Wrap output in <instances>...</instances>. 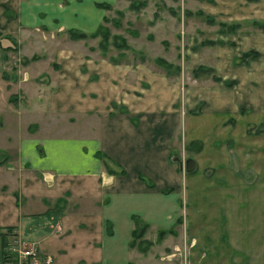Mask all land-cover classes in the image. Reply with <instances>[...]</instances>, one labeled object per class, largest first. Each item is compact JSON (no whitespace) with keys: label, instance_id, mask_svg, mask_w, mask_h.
<instances>
[{"label":"crops","instance_id":"obj_1","mask_svg":"<svg viewBox=\"0 0 264 264\" xmlns=\"http://www.w3.org/2000/svg\"><path fill=\"white\" fill-rule=\"evenodd\" d=\"M220 2L219 16L264 17V0ZM22 4L13 9L8 0H0V31L15 35L39 24L88 29L103 14L98 8L31 9L30 1ZM70 17L72 23L64 24ZM210 39L211 45L199 49L210 52L208 64L221 80L206 89L184 85L186 105L192 97L201 104L197 114L190 112V103L186 106L185 129L195 118L220 125L229 114L241 125L264 122V31L214 30ZM249 49L258 55L239 61ZM189 54L196 53L186 58ZM35 62L10 78L0 38V141L7 143L0 144V232L13 244L35 249L31 264H264V185L255 180L238 177L230 196L225 192L220 197L209 183L184 187L191 203L183 231L173 228L180 217L181 190L169 160L179 122L176 75L166 76L142 62L91 59L87 71L74 69L73 80L64 86L38 80L40 71L31 72ZM55 73L62 75L63 68ZM226 79L235 83L226 86ZM241 108L245 112L239 113ZM66 114L74 116L72 121ZM18 115L27 119L14 121ZM186 136L194 135L187 131ZM97 153L108 157L106 164L114 172ZM260 167L258 172H264L263 162ZM139 172L153 186L140 180ZM193 188L216 195L192 198ZM208 205L226 217L192 213ZM134 219L147 225L141 236L150 241L145 250L128 244ZM167 228L172 231L156 237ZM182 236L190 242L181 241ZM243 236L247 240L242 242ZM237 256L243 260L235 262Z\"/></svg>","mask_w":264,"mask_h":264},{"label":"rangeland","instance_id":"obj_2","mask_svg":"<svg viewBox=\"0 0 264 264\" xmlns=\"http://www.w3.org/2000/svg\"><path fill=\"white\" fill-rule=\"evenodd\" d=\"M23 1H30L33 5L31 9L98 8L102 9L103 14L93 28L91 26H86L88 29L72 27L85 33L84 37L78 38H73L68 30L70 27L66 28L63 25L49 29L45 25L39 24L15 35L0 31L1 47L5 51L7 61L5 73H8L6 75H9L10 78L18 75V69L37 61L35 63L38 65L32 68L31 72L40 71L41 79L38 80L51 82L53 80V83L55 81L63 82L66 86L67 81L73 80L71 72L76 69L85 73L87 71L85 65L91 59H106L113 64L142 62L148 68L163 72L166 76H177L179 101L175 107L179 122L169 143V148L172 149L169 160L178 173L179 188H181L180 217L177 225H173L174 229L183 231L184 219L188 214L186 205L191 203L188 195L184 192V187L209 183L208 187H217L220 190L216 193L220 197L225 192L228 193L226 196H230V187L236 184L238 177L247 183L255 180L256 184L264 185V172H258L261 169L260 165L262 162L264 163V122L251 121L252 123L241 125L235 121V116L229 114L220 125L214 126L205 123V120L195 118L191 123L188 121L190 126L185 129L187 125H185L187 122L185 116L188 114L186 106L190 103V112L197 114L201 104L195 100V97H192L187 100L188 104L186 105L182 97L184 85L189 82L193 86H201L206 89L207 86L212 85L211 82L221 80V78L220 80L212 78L215 73L213 67L208 64L211 60L210 52L201 51V46L213 43H210L209 40H212L210 37L214 30L223 32L219 30L220 22L238 23L236 29L256 28L264 31L253 23L254 21L264 22V17L246 16L231 19V17L219 16L216 12L218 9H222L219 6L221 0H8L13 9H22ZM97 2H105L108 5L106 7L98 6ZM216 3L218 4L216 5ZM204 9L209 12L204 13ZM208 17L210 20L207 19ZM72 18L70 17L63 23H72ZM65 19L67 18L65 17ZM98 25L101 26L100 31L91 35L90 33ZM193 51L196 54H189L190 57L186 58L187 54ZM249 57L253 58L248 56L246 59ZM197 65L209 67L211 70L200 71L194 75L192 69ZM62 68V75L55 73ZM50 74H52L51 79ZM6 75L3 77L9 79ZM226 80L231 81L230 84L224 83L226 86L235 83L234 79ZM243 112L245 109L241 108L239 113ZM66 115H68L67 119L72 121L74 116ZM26 119V115L13 117L14 121L24 122ZM187 131H190L194 136L187 137ZM246 135L249 136V139H245ZM0 144L4 147L7 143L0 141ZM187 157H191L195 161L194 169L189 172L184 171V160ZM202 187L204 188L206 185ZM198 192L200 191L193 188L192 198L199 197V195L204 198L210 197L215 193L211 190L204 191V194ZM236 192L237 190H235ZM241 194H243L242 190L239 195ZM195 202L196 199L193 200V203ZM198 208H194L192 213L198 216L213 214L208 216L209 219H215L216 216L222 215L215 212L216 208L212 205H208L207 209L203 207L204 211H200ZM222 216L226 217V215ZM140 225L142 226V224ZM244 228H247L246 224ZM246 238L243 236L239 240H247ZM138 240L135 238L133 242L136 243ZM182 240L190 242L191 238L182 236ZM5 242L6 244L0 240V248L5 250L12 247L25 248L22 245L13 244L14 242L12 243L11 240L9 242V238H6ZM140 245L143 246L144 242H140ZM238 258L240 261L243 260L241 256H237L234 258L235 262Z\"/></svg>","mask_w":264,"mask_h":264},{"label":"trees","instance_id":"obj_3","mask_svg":"<svg viewBox=\"0 0 264 264\" xmlns=\"http://www.w3.org/2000/svg\"><path fill=\"white\" fill-rule=\"evenodd\" d=\"M98 6H102V7H106L108 4L105 3V2H97L96 3ZM207 19L210 20V18L208 17ZM253 23H255V25H257L258 27L264 29V22H257V21H254ZM220 25H221V28L219 29L220 31H224V30H228V31H231V30H234L236 29V27H238V23H223V22H220ZM100 28L101 26L98 25L93 32H91L90 34L91 35H94L96 34V32H99L100 31ZM68 30H70V33L72 35L73 38H78V37H84L85 36V33L78 30V29H75V28H68ZM210 43H212L213 41L212 40H209ZM257 55V52L254 51V50H247V51H244L241 53L240 57L238 58L239 61L243 62L245 61L246 57L248 56H255ZM158 61H160L158 59ZM167 65V64H166ZM205 70H211V68L209 67H202L201 65H197L195 68L192 69V74L194 75H197L198 72L200 71H205ZM212 78L214 80H220V77L217 76V75H212ZM224 83L225 84H230L231 81H228V80H224ZM97 155L99 157H101L103 159V163L106 167V169L110 172H114L113 169L109 168L108 164H106V160H108V157L103 155V154H100V153H97ZM119 173L123 172V169L122 168H119ZM137 177L142 180L147 186H153V182L147 178L145 175H143L142 173H137ZM167 189H164L163 191H167ZM146 223H142V226L140 224L137 223L136 219H134V227H133V230L131 231V239L129 240L128 244L129 245H137L138 247L140 246V242H144V245L142 247H139L141 250H145V248L148 246V244H150V241L147 240V239H142L141 236L143 235L144 233V230H145V227H146ZM9 229L7 228L6 231H8ZM172 229L171 228H168V229H159L157 231V235L156 237L157 238H160L162 237L163 234H165L166 232H171ZM139 239L136 243L133 242L134 239ZM0 240L4 242V244H6L5 240H6V232H0ZM13 252L12 251H9V250H5L4 248H0V260L3 261L6 256L8 255H12Z\"/></svg>","mask_w":264,"mask_h":264},{"label":"built area","instance_id":"obj_4","mask_svg":"<svg viewBox=\"0 0 264 264\" xmlns=\"http://www.w3.org/2000/svg\"><path fill=\"white\" fill-rule=\"evenodd\" d=\"M12 251V255L6 256V258L1 261L0 264H31L34 261L36 256V251L32 247H25V248H11L8 249ZM49 258L45 257L44 262L48 263Z\"/></svg>","mask_w":264,"mask_h":264},{"label":"water","instance_id":"obj_5","mask_svg":"<svg viewBox=\"0 0 264 264\" xmlns=\"http://www.w3.org/2000/svg\"><path fill=\"white\" fill-rule=\"evenodd\" d=\"M195 167V161L191 157H187L184 160V171L189 172L192 171Z\"/></svg>","mask_w":264,"mask_h":264}]
</instances>
